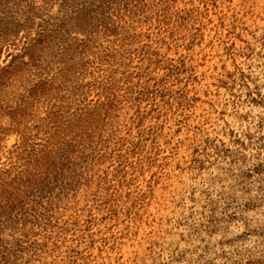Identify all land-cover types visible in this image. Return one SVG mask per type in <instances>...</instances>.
I'll use <instances>...</instances> for the list:
<instances>
[{"label":"rangeland","instance_id":"obj_1","mask_svg":"<svg viewBox=\"0 0 264 264\" xmlns=\"http://www.w3.org/2000/svg\"><path fill=\"white\" fill-rule=\"evenodd\" d=\"M0 264H264V0H0Z\"/></svg>","mask_w":264,"mask_h":264}]
</instances>
